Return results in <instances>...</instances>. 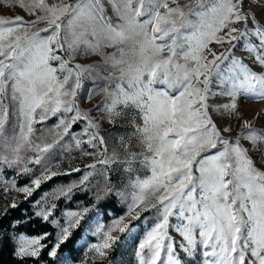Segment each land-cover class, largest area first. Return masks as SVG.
<instances>
[{
	"label": "snow or ice",
	"instance_id": "6c2138e0",
	"mask_svg": "<svg viewBox=\"0 0 264 264\" xmlns=\"http://www.w3.org/2000/svg\"><path fill=\"white\" fill-rule=\"evenodd\" d=\"M18 3L35 19H0V191L14 189L31 197L42 183L60 175L50 171L49 154L81 121L85 126L80 134L71 136L74 147L82 155L102 158L85 166L89 171L78 184L62 187L52 199L70 200L73 190L86 187L94 173L106 186L111 183L108 166L117 154H108L100 125L76 102L87 77L94 89L89 97L104 94L96 110H103L113 124L131 114L133 130L127 139L135 138L142 148L132 152L120 137L129 173L124 188L130 191L126 196L120 188L105 187L106 193L130 197V216L141 205L142 211L156 210L155 223L137 245V264H183L177 242L169 235L171 218L178 222L174 227L182 238L179 250L194 257L198 246L203 248V264H264V171L241 143L250 142L264 163V131L243 121L247 131L233 140L225 137L233 130L231 123L221 127L214 119L239 118L241 96L264 100V72L258 74L235 55L239 48L264 68V9L259 15L248 11L246 0H194L183 5L179 0ZM40 24L46 26L39 28ZM212 43L229 48L217 54L209 48ZM78 55L99 56L102 62L74 64ZM223 97L228 102H222ZM51 117H57V123L36 135L35 125ZM85 144L95 151L83 150ZM136 161L150 175H132ZM30 164L41 166V175L30 182L34 187H17L14 178L3 176L5 167L17 175L28 174ZM98 164L103 167L97 169ZM47 196L35 202L40 208L34 215L58 229L48 250L56 260L89 209L65 210L62 225L53 215L57 203L48 204ZM9 207H17L14 198L5 213ZM139 216L137 212L131 219ZM125 219L116 218L108 226L89 223V229L94 228L91 235L100 239L90 244L85 257L93 253V259L106 258L120 239L113 233L133 231ZM49 235H5L0 230V245L14 242L16 257L37 258L48 247L42 241ZM63 261L76 264L71 253Z\"/></svg>",
	"mask_w": 264,
	"mask_h": 264
},
{
	"label": "rangeland",
	"instance_id": "374dc122",
	"mask_svg": "<svg viewBox=\"0 0 264 264\" xmlns=\"http://www.w3.org/2000/svg\"><path fill=\"white\" fill-rule=\"evenodd\" d=\"M71 2V0H69ZM180 4H186L189 2L194 3V0H179ZM174 6V5H172ZM245 8L248 11L255 12L259 15L262 9H264V4L260 7H256L255 5L248 3L246 0ZM19 15L24 18L26 21H31L35 19L34 16L29 15L26 13L24 9L19 6L18 0H0V19H12L14 20L15 17ZM264 23V20L261 21ZM46 25L40 24L38 25L39 28H43ZM237 27H241L242 25H236ZM209 48L215 51L217 54L220 52L227 51L229 48L228 44L217 45L212 43L209 45ZM110 51V50H109ZM235 55L243 58L244 63L248 64L249 67L259 73L264 72V68L260 67L258 64L253 62V59L249 57V54L244 51H240L239 48L235 50ZM208 59H212L211 55H208ZM102 59L99 56L91 55V56H82L78 55L73 63H79L82 65L92 64V63H101ZM102 75L107 76L108 72H103ZM97 85H102L103 81H97ZM94 91L93 89V81L87 77L82 82V87L78 91L76 96V102L78 103L79 107L88 112L91 118L96 121L100 125V135H102L106 141L107 151L108 154L111 155L114 151L117 154L116 159L112 162L109 167L108 175L111 178V183L107 186L104 183L103 177L94 173L86 187L83 188H76L73 190L72 194L75 192H85L89 197H92L93 200L90 204H83L80 201L75 202V207L68 208L65 207L63 209L57 207L54 211V217L60 220V223L63 225L66 223L65 217L63 216V212L65 210L71 211H79L83 208H88L89 212L85 215L84 219L81 221L82 224V232L81 236L76 242L77 254L74 257L76 264H81V262H85V264H94V263H103V264H137V260L135 257V252L137 250V245L140 242V239L143 238L145 231L148 230L154 223L156 219V210L151 209L149 211H142L143 205L140 208L135 209L131 216H135L137 212L140 213L139 219H131L129 215V208L128 204L130 202V197L126 200L123 197L116 194L115 191L111 193L105 192V187H110L113 189L120 188L121 191L125 192L127 196V192L130 189H125L124 185L128 183V176L129 173L125 171V168L128 166L125 162V157L127 153L125 152L124 145L120 142V137H125L124 144L131 145V151L135 153H139L142 151L141 146L139 145L138 141L133 139H127V136L133 130L131 124V114L128 116L116 119L115 123L113 124L107 118L106 113L103 110H96L97 106L101 104L104 100V94L101 92L96 95L89 94ZM215 99V98H214ZM222 102H228V98L223 97L220 98ZM238 109L240 116L237 117H217L214 116L218 126L224 127L228 126L231 123L232 131L230 133H226L225 137L229 139H236L237 135L241 132H246L247 129L242 127V122L247 121L251 124L252 128L257 129L259 131H264V100H256V99H248L244 96H241L238 101ZM139 122V121H137ZM57 123V117H51L50 119L44 121L43 123H37L35 128L37 129L36 135L40 134V129H48L52 128ZM85 122L81 121L74 125L73 129L70 132L69 136H66L64 141H61V145H68L71 146L69 148L61 147V145H57L49 154L51 156V172H59L60 175H70L71 179L67 183L55 185L51 189L45 190L43 193L38 195L34 202V211H38L40 205H36L35 202L38 200H42L45 197V194H48L47 201L48 204L56 203L57 200H53V194H58L59 190L62 187H65L70 184H78L81 177L84 175L86 171H89L85 166L91 163H94L95 160L102 158L101 156H86L82 155V150L77 149L74 147V141L71 139L72 135H79L81 130L84 128ZM86 139V137H84ZM241 143L245 148L249 149V155L252 156L256 166L261 170L264 171V163L261 162L257 153L251 150L250 142L246 140H241ZM260 148L264 150V144L260 145ZM83 150H87L89 152L95 151L94 149L90 148L88 145H82ZM31 155V153H29ZM47 158V157H46ZM29 167L32 171L28 174H21L17 175L14 169L4 168L3 169V176L7 179H15L17 187L23 186H31V180L33 178L39 177L41 175V166L40 165H32L30 164ZM103 166L97 165V169H101ZM132 167L135 168L137 171L132 175H139L142 178L150 175V171L147 168H144L140 165L138 161L133 162ZM73 168H80L79 172L72 171ZM22 175H26V182L18 183V178L22 177ZM45 183V182H44ZM43 184V183H42ZM108 195H114L117 197L120 204L124 207V213L120 216H111L109 219L104 217L103 211L100 207H98L97 203L103 199H106ZM99 197V198H98ZM18 203L21 200L26 199V194L20 193L15 191L14 189L5 193L0 191V214L4 211L6 205H10L12 199ZM28 198V197H27ZM59 199H64L67 201L68 199L64 197H60ZM58 199V200H59ZM126 217L125 223L131 222L133 226V231L126 232L124 234H120L118 232H114L113 235H119V241L114 245L113 249L109 250L108 256L106 258H99L96 257L93 259L94 254L88 253L87 258L85 257V253L87 252L88 247L92 243L99 242L98 236L91 235V232L94 231L93 229H89V223L95 225L97 221L103 223L105 226L111 224V222L119 217ZM51 219V218H50ZM178 223L174 218H171V224L169 228V235L172 237L174 241L177 242V251L179 253L180 259L182 260L183 264H203V251L204 249L199 247L197 248L196 254L194 257H189L187 254L179 250L178 244L181 242L182 238L180 235L175 231L174 225ZM54 226V225H53ZM55 227V226H54ZM56 233L58 229L55 227ZM14 235V234H11ZM30 236V235H28ZM30 237H38V236H30ZM56 237V234H55ZM55 243V241H54ZM14 248L15 243L13 242ZM67 253H63L58 255L56 262L57 264H64L63 258L67 256ZM162 258H166L162 254Z\"/></svg>",
	"mask_w": 264,
	"mask_h": 264
},
{
	"label": "trees",
	"instance_id": "16d2710c",
	"mask_svg": "<svg viewBox=\"0 0 264 264\" xmlns=\"http://www.w3.org/2000/svg\"><path fill=\"white\" fill-rule=\"evenodd\" d=\"M71 179L70 175H57L47 182L41 184L39 189H36L31 197L21 200L17 203L15 209L8 208L7 213L3 211L0 214V230L3 231L5 235H11L16 233H22L30 236H40L42 233H50L51 235L42 243L47 244L48 247L42 250L41 255L37 258L27 257L20 259L14 255V245L13 242L5 240L2 245H0V264H57L56 260H53L48 255V250L51 244L55 241L56 229L49 223L42 220V218L34 215L33 202L35 198L43 193L45 190L53 188L55 185L63 184L69 182ZM26 175L18 178V183L26 182ZM93 198L89 197L85 192H75L71 195L70 200L65 201L64 199L57 200V205L59 208L63 209L65 207L73 208L75 207V202L80 201L83 204H90ZM103 211L104 217L109 219L111 216H120L124 213V207L119 203L118 199L114 195H108L106 199H103L97 203ZM19 221V224H16ZM73 235L69 242L61 247L58 255L63 253H71L74 258L77 254L76 242L81 236L82 224L79 228L73 229ZM101 264V263H94ZM103 264V263H102Z\"/></svg>",
	"mask_w": 264,
	"mask_h": 264
}]
</instances>
